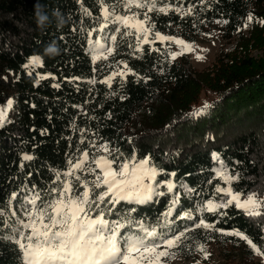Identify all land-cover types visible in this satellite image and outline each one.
<instances>
[{
  "label": "trees",
  "instance_id": "obj_1",
  "mask_svg": "<svg viewBox=\"0 0 264 264\" xmlns=\"http://www.w3.org/2000/svg\"><path fill=\"white\" fill-rule=\"evenodd\" d=\"M103 2L115 5L109 8L114 15L136 11L143 19L147 11H130L122 0ZM38 6L48 17L43 26L37 23ZM159 8L166 11L147 13L148 26L154 25L149 41L159 32L194 45L220 25L224 39L238 35L239 44L197 71L185 60L173 59L167 43L138 45L136 35L127 34L133 29L116 31L114 16L104 20L101 0H0V109L12 101L0 127V221L15 226L17 217L27 220L22 206H32L26 199L39 193L50 200L56 194L52 189L64 181L71 180L82 191L79 185L94 180L93 173L78 169L72 176L63 173L70 168L69 160H84L85 152V168H95L93 159L102 155L115 157L117 164L150 158V166L159 170L156 181L171 180L174 191L180 192L168 217L171 223L160 227L172 193L143 205H108L109 220L136 207L133 218L156 225L159 231L190 229L183 245L172 249L178 258L195 261L203 254L198 245L204 244L206 249L210 245L219 249L228 264H264L246 242L195 229L194 220L177 215L220 198L216 186L226 184L219 168L239 174L232 185L235 191L264 194V23L260 22L264 0H156ZM248 13L254 18L245 28ZM106 35L116 39L105 40ZM97 40L113 49L106 58H94L91 42ZM253 50H260L261 56L253 58ZM32 57H39L42 64L25 68ZM120 69L127 74L119 75ZM205 103L212 105L208 112L193 117L191 113ZM104 144L108 152L100 147ZM187 189L195 191L189 194ZM160 191L166 192V186ZM228 211L227 217L203 216L208 222L218 221L217 228L240 229L264 251L261 218ZM9 235L15 233L0 223V264H21L16 244L5 238Z\"/></svg>",
  "mask_w": 264,
  "mask_h": 264
},
{
  "label": "snow or ice",
  "instance_id": "obj_2",
  "mask_svg": "<svg viewBox=\"0 0 264 264\" xmlns=\"http://www.w3.org/2000/svg\"><path fill=\"white\" fill-rule=\"evenodd\" d=\"M122 3L130 11L133 8L147 9V11L143 13V19H139L141 13L136 11H133L131 15H114L109 8H114L115 5H106L101 0L104 20L107 21L109 17L114 16L112 23L119 25L116 31H119L120 27L133 29L134 32L127 34H135L138 45L148 44L154 40L173 41L182 46L180 52L173 54V59L183 54L185 49H191V44H186L182 39L164 36L159 32H155L154 40L149 41L148 36L154 25L148 26L150 17L147 13L154 10L166 11L164 8L156 9V0H122ZM83 11L85 15H91L87 9ZM253 18L252 13L247 14L245 28ZM215 22L228 23L227 20ZM260 22L264 23V21ZM104 39L114 41L116 37L106 35ZM91 44L92 51L95 53L94 58H106V54L113 51L111 47L101 45L98 40L92 41ZM203 58L198 57V59ZM40 64L42 61L39 57H32L25 68ZM125 68H127L126 63ZM128 71L131 72L130 69ZM126 74L125 72L119 73L121 76ZM106 82L110 83V80ZM11 106L12 101L9 100L7 107L0 109V127H3L7 108ZM211 107L212 105L205 103L202 108L196 109L191 115L193 117L202 116ZM100 147L104 152L109 151L106 144ZM87 157V152L83 153L84 160ZM215 158L219 160L218 156ZM24 159L31 160L32 157L25 156ZM149 159L139 161L133 159L117 164L115 157L108 159L107 156L102 155L93 159L92 163L96 165L95 168L91 165L85 168L84 160L81 159L75 163L69 160L70 168L63 173L64 176H72L73 171L78 169L93 173L95 179L91 182L85 179L79 185L82 191L74 186L71 180L64 181L62 186L52 189V192L56 194L50 200L42 199L39 193L26 199L25 203L32 206L30 208L22 206L27 220L17 217L15 226L8 225L7 221H0L5 227H9L12 233H15L5 238L16 244L21 264H168L169 259H175L176 253L172 249L183 245L186 233L190 229L185 228L173 234L159 231L158 226L149 225L143 219L133 218L132 214L137 211L136 207L128 208L127 212L118 219L109 220L107 218L112 211L111 207H107L108 205L114 207L121 202L129 205H143L153 202L156 197L172 193L168 210L163 214L165 223L160 227H167V224L171 223L168 217L179 203L180 192L174 191L176 185L171 180L156 181L159 170L150 166ZM170 175L174 176L175 173ZM218 175L227 185V187L216 186V193L220 198L198 203L194 211H186L182 216L177 214L178 217L194 220L195 229L215 231L246 242L251 253L264 260L262 246L255 243L245 232L240 229L217 228L218 221L208 222L204 218V213H211L214 217H227L228 210L232 209L238 210L248 218L260 217L261 223H264V194L257 192L245 194L235 191L232 186L233 181H238L240 176L238 173L230 174L226 168H221ZM75 179L80 181L81 177L76 176ZM164 186L167 191H160V188ZM194 191V189H187L189 194ZM102 204L106 207L101 208ZM194 213L200 215L196 217ZM0 215L3 213L0 212ZM261 240L264 241V234L261 235ZM197 250L203 253L205 259L210 255L204 244H199Z\"/></svg>",
  "mask_w": 264,
  "mask_h": 264
},
{
  "label": "rangeland",
  "instance_id": "obj_3",
  "mask_svg": "<svg viewBox=\"0 0 264 264\" xmlns=\"http://www.w3.org/2000/svg\"><path fill=\"white\" fill-rule=\"evenodd\" d=\"M131 29V28H130ZM210 36L207 38H204L200 40L197 44L191 45V49H185L183 51V54L178 55L175 57V60H185L187 62V67L202 71L209 66H211L219 56V54L224 51L226 53H231L235 50L237 44H239V38L238 35H235L232 40L227 41L224 39V35L221 32V26L217 25L210 29ZM142 35V34H141ZM151 35L149 34L148 39L150 40ZM160 41V40H157ZM163 43H167L170 45L172 54L171 57L173 58V54L180 52L181 47L180 45H177L173 41H161ZM204 57L203 59H198V57ZM251 56L253 58H259L261 56L260 50H253L251 53ZM120 72H124L122 69H120ZM221 168H219L220 170ZM218 170V172H219ZM227 187V185H226ZM243 198V197H242ZM210 255L207 259L204 258V255L202 254L198 259L195 261L190 260H184L178 257H175V259H169L168 264H228L229 262L223 260L220 257L219 249H216L213 245H210L206 249ZM252 264H259L257 262Z\"/></svg>",
  "mask_w": 264,
  "mask_h": 264
},
{
  "label": "clouds",
  "instance_id": "obj_4",
  "mask_svg": "<svg viewBox=\"0 0 264 264\" xmlns=\"http://www.w3.org/2000/svg\"><path fill=\"white\" fill-rule=\"evenodd\" d=\"M47 20H48V17L46 15H44L42 13V11H40V6H38V10H37V23H38V25L43 26ZM50 49L54 50V48H52V47H50Z\"/></svg>",
  "mask_w": 264,
  "mask_h": 264
}]
</instances>
